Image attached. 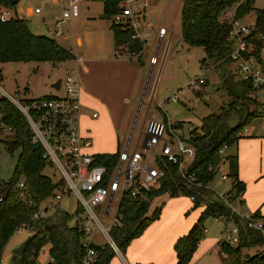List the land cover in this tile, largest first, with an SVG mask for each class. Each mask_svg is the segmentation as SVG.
<instances>
[{
  "label": "trees",
  "instance_id": "obj_1",
  "mask_svg": "<svg viewBox=\"0 0 264 264\" xmlns=\"http://www.w3.org/2000/svg\"><path fill=\"white\" fill-rule=\"evenodd\" d=\"M96 1V0H94ZM102 2V17L108 19L123 9L125 0H98ZM180 23L181 36L189 47H200L204 52L201 62L211 63L212 71L220 79L222 89L228 101L218 113H211L201 119L198 128L189 132L187 143L194 148V155L186 167L178 162L158 158L156 163L162 171L155 185L141 188L133 196L123 192L117 209L118 224L111 225L108 233L122 253L130 241L139 236L143 229L158 218L163 202L149 214L150 203L154 198L167 195L174 197L183 193L193 196L195 206L203 209L197 221L174 243L176 264H188L204 234V223L209 218L224 216L240 224L237 246L223 244L221 251L234 256V264H264V236L242 224V219L231 210V204L244 192L245 185L238 178V159L236 154L220 153L234 145L240 137V131L256 116L261 114V103L255 98L256 90L248 81L241 80L230 70L232 40L229 38L230 23L227 12L234 8L233 17L241 19L253 12L254 24L252 41L253 54L263 64L261 52L264 36V7L255 8L253 0H181ZM0 6L12 9L7 0H0ZM116 54L140 56L144 40L131 39V30L110 25ZM68 49L60 46L53 38L32 34L26 21L13 16L0 21V63L9 61L60 63L72 59ZM204 68V66H201ZM49 96V95H48ZM45 96V97H48ZM0 124L9 128L0 137V146L12 153L17 150V158L9 180L0 181V256L4 244L14 233L16 227L27 225L29 233L18 248L10 264H34L39 251L47 246L49 260L44 264H84L87 247L83 243L84 234L75 225L70 224L71 215L54 207L49 213L33 218L37 205L52 195L61 183L52 182L42 173L51 164L41 158L42 148L32 141L28 124L19 110L5 99L0 100ZM178 125H182L179 122ZM1 133V132H0ZM119 157V151L96 155V161L113 170ZM220 164L226 165L225 173L234 183L221 198L210 187ZM190 175L191 178H185ZM22 181L23 197L18 196L17 182ZM242 201L239 199V203ZM81 208L77 205L75 213ZM253 217H261L258 211ZM264 217V216H263ZM95 250L92 264H109L115 253L106 242L89 243ZM260 246L254 255L244 254L242 249ZM233 264V263H232Z\"/></svg>",
  "mask_w": 264,
  "mask_h": 264
},
{
  "label": "rangeland",
  "instance_id": "obj_2",
  "mask_svg": "<svg viewBox=\"0 0 264 264\" xmlns=\"http://www.w3.org/2000/svg\"><path fill=\"white\" fill-rule=\"evenodd\" d=\"M143 1L144 0H128V3L124 2V7L132 9L130 6L139 5ZM161 1L162 0H159L158 2ZM166 1L168 2L165 5H157V9H153L155 4L152 5V2L147 3L146 1L148 4L144 8L147 12L146 19H141L139 23L147 38L144 56L147 57V64L144 68L143 79L149 70L148 64L151 60V56L156 53L158 40L157 32L161 31L160 33L163 34L165 29L168 31L161 40L157 52L159 62L154 66L155 72H158L161 63L163 66H161V72L157 80L153 100H151V96L146 95L145 100H143L144 104L135 116L136 100L133 104L132 112L127 116L125 121L121 122L123 124L117 135L116 130L113 137H109L108 134L104 132L106 128L97 131L95 136L92 137V146L86 150L88 153L101 154L113 153L116 151L121 153L127 141L129 129L132 127V135L128 145V153H131L136 148L137 139L142 140L144 137L145 123H147L148 120L157 119L163 122H166V120L168 122L182 121L187 125L186 129L184 126V129L189 132L191 129L198 128L204 116L211 113H218L220 108L227 103L228 97L222 89L217 75H214L211 69L206 71V68H211L213 65L206 62L199 63L203 57L201 52L202 48L189 47L182 39L180 23L182 1ZM253 6L255 8L264 7V0H253ZM36 7L39 8V13L34 12V8ZM79 7V16L70 18L65 22H59L57 26L59 34L52 37L51 34L48 33L47 26L51 24V17L59 15L58 4L53 0H18L11 10L13 14L19 15L17 17H21L26 21L27 28L32 34L53 38L62 47L66 49L71 48V51H73L76 50L75 38L77 36L83 39V46H85L87 39L90 40L94 38L95 40L98 39V35L102 34L107 38L110 30L109 26L111 25L108 19L102 17L101 1L81 0L79 2ZM148 10H150L149 14ZM253 17V13H247L241 19L248 20V18L253 19ZM168 40L170 45L167 47ZM71 51L69 52L71 53ZM163 55L164 57L162 58ZM202 65L204 69L200 67ZM230 70L235 72V76L238 78L234 64L230 65ZM67 71L75 75L77 74V69H75L71 61L55 64L30 61L4 62L0 63V87L15 99H31L48 95L59 96L62 90H55L51 88L49 84L52 80L63 78ZM152 75L153 80L155 74L152 72ZM200 76L207 80V83L203 85L201 89L198 91H186L179 96V100L176 102L170 99L167 100L172 93L176 92L178 86L183 87L191 80ZM213 76L216 77L214 80H217V83H213ZM152 80L150 79L149 86L154 85L153 83H155L156 77L153 83L151 82ZM150 88L147 90V94H149ZM94 119L97 120L98 118ZM1 136L2 134L0 133V137ZM118 138L119 146L117 144ZM160 146L161 143H158L157 149H159ZM16 158L17 150L8 153L0 146V181L6 182L9 180L13 172ZM187 164L188 161L183 162L184 167H186ZM42 173L48 176L52 182L57 181L59 178L53 167H45ZM211 183L218 192H221L227 189L226 187L229 185L230 181L229 179H222L221 172L218 171ZM121 186L122 179H120L118 190L113 196L109 216L103 215V208L98 211V217L104 225H108L114 217L121 195ZM224 195L225 194H222L220 197L225 198ZM239 197L231 204V210H237L236 208L238 206L239 212L241 213L249 211L250 208L246 203L239 204ZM162 202L163 205L160 209L158 218L150 222L139 236L133 238L120 256L114 253L109 264H132L131 258L133 255L137 257H144L145 255L146 258H149L151 252L159 251L160 248L165 249L167 245L168 255H165L163 264H176V256L174 257L173 255L174 243L178 237L187 234L188 230L201 215L203 206H195V203L190 199L189 195L183 193L174 197L163 195L151 201L148 213L150 214L152 210ZM57 203L59 207L68 214L72 215L75 213L77 201L72 192L62 195ZM70 223H73V218H71ZM204 226L209 228L208 233H204L202 237L206 251L202 255H192L190 260L192 263L195 259H199L208 254L212 249L213 252H216L215 256H217L219 260L222 258L218 252L215 238L221 226L220 222L206 220ZM27 236L28 232L22 231L21 233L14 232L9 237L4 244L0 256V264H10L11 259L15 258L18 248ZM97 241L101 244L105 242L99 234L96 235V238L94 236V243H97ZM209 245H212L214 248ZM147 246H149V248ZM259 250H261L260 246H251L247 249H242V252L244 254L254 255ZM48 260L47 250L44 246L34 259V264H44ZM228 260H230V262ZM228 260L227 258L226 260L222 259V262L226 264L228 261L229 264H234V256L230 255Z\"/></svg>",
  "mask_w": 264,
  "mask_h": 264
},
{
  "label": "built area",
  "instance_id": "obj_3",
  "mask_svg": "<svg viewBox=\"0 0 264 264\" xmlns=\"http://www.w3.org/2000/svg\"><path fill=\"white\" fill-rule=\"evenodd\" d=\"M53 1L58 4L59 15L50 18L51 24L48 33L51 34V37L59 34L57 29L59 22L79 16L81 0ZM34 12L39 13V8H34ZM138 14L140 12L125 8L123 3V9L113 14L109 21L123 28H129L131 39L144 40L141 38ZM13 16L11 10L0 6V21H5ZM226 17L230 23L229 38L233 44L229 58L235 65L238 77L250 82L257 92L264 90V67L253 54V24L243 23L229 13ZM258 39L262 41L260 49L264 58V36L258 35ZM128 56L131 57V55ZM204 83L205 80L202 76L197 77L187 85L178 88L168 99L176 102L181 94L188 90L198 91ZM78 86L77 74L67 71L60 79L59 89L62 90V93L59 96L15 99L0 87V100H7L23 115L31 132L32 141H37L42 148L41 158L51 164L59 177L57 182L61 183V186L51 196L37 205L32 217L37 218L49 213L54 207H57V202L62 195L72 192L76 197L77 205L81 208L79 213L72 214L73 225L83 232V243L87 247L82 262L92 264L95 259V250L88 244L94 243L95 234H99L115 253H121L108 233V228L119 222L117 208L108 227L98 217V211L102 208L103 215L109 216L111 202L118 190L120 179H122L120 198L123 192L128 190L135 196L141 188L148 189L155 185L162 175V171L156 163L158 158L178 162L182 167L184 161L193 157L194 148L187 143L188 134L186 136L183 134L182 127L175 126L170 122L150 119L146 123L142 141L131 153H128V144H126L123 151L119 153L113 170L109 172L105 164L96 161L97 154H90L86 151L91 145V140L79 131ZM8 131V127L0 124L1 134H6ZM158 143H161L159 149H157ZM224 150L222 148L220 153H224ZM223 167L224 164H220L217 172H221L222 179H229L230 186H232L234 181L227 177ZM183 176L191 178L190 175L183 174ZM17 187L18 196L23 197L21 180L17 182ZM189 197L193 201V196ZM232 211L242 219V224L264 236L263 216L253 217L252 213L239 214L235 209ZM213 219L222 224L217 244L219 246L223 244L237 246L240 224L224 216ZM29 230L27 225H21L16 227L14 232L29 233ZM203 231L206 233V228Z\"/></svg>",
  "mask_w": 264,
  "mask_h": 264
},
{
  "label": "crops",
  "instance_id": "obj_4",
  "mask_svg": "<svg viewBox=\"0 0 264 264\" xmlns=\"http://www.w3.org/2000/svg\"><path fill=\"white\" fill-rule=\"evenodd\" d=\"M125 1L126 3H128V0ZM146 1L147 3L152 2V5L155 4L153 9H157V5L160 6L165 5L168 2L166 0H162L161 2H158L159 0H146ZM146 1L144 0L141 4L135 6L129 5L130 7H132V11L140 12V14H138L140 20L146 19L147 12L144 9L148 5ZM149 11L150 10H148V14ZM227 13L233 16L234 8L230 9ZM13 15L16 16L15 14ZM240 20H242L243 22L254 24V17L253 19L248 18V20H243V19ZM49 27L50 24L47 26V29H49ZM139 28L142 34L141 38L144 39L145 41L140 56L135 55L133 57L132 56L129 57L128 55L125 54H116L114 50L113 33L110 26H109L110 30L107 38L103 34L98 35V39L95 40L94 38L90 40L87 39L85 46H83V39L80 36H77L75 38L76 50L71 51V48H67L69 49V51H71L73 58L63 62L71 61L72 65L75 66V69H77V78L79 85L78 100L80 103V114L78 120L79 131L83 136L88 137L91 140L90 147L92 146V137L95 136L97 131L103 130V128H106L104 132L107 133L109 137L110 136L113 137L115 135V130L117 131L116 132L117 135L119 129L123 124L121 122L125 121L127 116H129V114L132 112L133 104L136 102V100L137 102L135 104V113H134L135 116L136 114H138V112L141 109V106L144 104L143 100H145L146 95L151 96L150 97L151 100H153L154 98V94L157 86L156 85L157 80L161 72V66L163 65L161 63L158 72H155L154 66H156L159 62V59L157 58V52L160 47L161 40L167 34L168 31L165 29L163 34L160 33L161 31L157 32L158 40H157V48L155 51L156 53H154L151 56V60L148 64L149 70L147 71L143 79L144 68L147 64L146 63L147 57H144L147 38L145 36V33H143V28L141 26H139ZM168 45H170L169 40L167 42V47ZM201 52L204 57L203 50H201ZM164 55L162 56V58L164 57ZM201 60L199 61V63L201 62ZM46 63L50 64L49 62ZM208 69L212 70V68L208 67L206 68V71ZM152 72L155 74L154 76L156 77L155 83H153L155 77H153L152 80V76H153ZM214 75H216V73H214ZM215 78L216 77L213 76V83H217V80H214ZM60 79L61 78L52 80L49 84L50 87L52 84H55L57 80H59L60 83ZM150 79L152 80L151 82L154 84L152 86L151 85L149 86ZM204 80L205 83L203 85L207 83V80L205 78ZM218 81L220 82L219 78ZM149 88H150V92L149 94H147L148 92L147 90ZM178 88L180 87L178 86ZM55 90H59V84L57 88H55ZM254 96L256 100L261 103L260 106L261 114L251 119V121L240 131L239 133L240 137L238 138L237 142L231 147L225 149L224 154L237 155L238 178L245 185L244 192L239 197V199L242 202L239 204L246 203L250 208L249 211L241 213L239 212L238 209L239 207L237 206L236 211L239 214H245V213H253L254 211L257 210L260 215L264 216V90L257 92ZM167 100L169 99L167 98ZM94 118H98V119L96 120ZM166 122L168 121L166 120ZM179 122L182 121H174V122L170 121L171 124L182 127L183 134L185 136L187 134L189 135L188 131L185 130L187 125L184 122H182V125H178ZM131 135H132V127L129 129V133L125 145L126 144L129 145ZM141 141L142 140L137 139L136 146ZM117 144L119 146V138L117 139ZM225 167L226 165H224L223 167L224 172L226 171ZM209 187L218 196L222 194H226L231 189L230 183L226 187L227 189L221 192H218L216 188L212 185V183H210ZM57 207L60 208L58 204ZM116 208L118 209V205ZM207 220H210L212 222H217L213 218H209ZM105 226L108 227V225ZM221 227L222 224L215 238H216V245L218 246V252L222 258H220L219 260L217 256H215L216 252H213L212 249V251L208 252V254H206L205 256H202L199 259L197 258L193 263L189 262V264H225L222 262V259L226 260L227 258L228 260V257L230 256L224 254L221 251L220 246L217 244V238ZM205 228L207 230L206 233H208L209 228L208 227ZM96 235L97 234H95V238ZM202 241L203 239H200L197 245V249L195 250V253L193 255L195 254L202 255L206 251V249L204 248L205 245L204 241L203 242ZM96 244H101V243L97 241ZM209 246L214 248L212 245ZM147 247L149 248V246ZM45 248L47 250V246H45ZM167 252H168V245L167 248L165 249L160 248L159 251L151 252L149 258H146L145 255L144 257L143 256L137 257L133 255V257L131 258L132 260L131 263L132 264H158V263L163 264L165 260V255L166 254L168 255ZM118 255L120 256L121 253ZM173 255L174 257L176 256L174 250H173ZM228 261L230 262V260ZM227 262L226 264H229V262L228 263Z\"/></svg>",
  "mask_w": 264,
  "mask_h": 264
},
{
  "label": "water",
  "instance_id": "obj_5",
  "mask_svg": "<svg viewBox=\"0 0 264 264\" xmlns=\"http://www.w3.org/2000/svg\"><path fill=\"white\" fill-rule=\"evenodd\" d=\"M7 1H8V3H9L10 5H14V4H16V2H18V0H7ZM58 84H59V80H57V81L55 82V84H52L51 87H52L53 89H55V88H57ZM56 85H57V86H56Z\"/></svg>",
  "mask_w": 264,
  "mask_h": 264
}]
</instances>
